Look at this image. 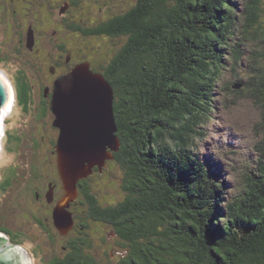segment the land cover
<instances>
[{
  "label": "trees",
  "instance_id": "trees-1",
  "mask_svg": "<svg viewBox=\"0 0 264 264\" xmlns=\"http://www.w3.org/2000/svg\"><path fill=\"white\" fill-rule=\"evenodd\" d=\"M69 1L81 18L66 28L71 70L87 63L113 90L114 171L77 184L84 232L106 236L74 245L78 254L64 260L58 248L36 247L39 231L28 237L30 256L40 264H264V0ZM16 136L11 153L21 146ZM16 172H1L0 194L18 214L0 235L23 246L32 198L56 177L36 187Z\"/></svg>",
  "mask_w": 264,
  "mask_h": 264
},
{
  "label": "flooded vegetation",
  "instance_id": "flooded-vegetation-1",
  "mask_svg": "<svg viewBox=\"0 0 264 264\" xmlns=\"http://www.w3.org/2000/svg\"><path fill=\"white\" fill-rule=\"evenodd\" d=\"M77 8L69 0H0V77L10 94L5 108H0V160L7 159L5 164L0 163V176L3 169L13 165L17 168L15 179H31L29 182L36 187L45 185V179L56 177L44 195L37 190L30 216L42 238L36 247L58 248L59 257L64 260L76 257L74 245L87 238L93 240L84 232L87 229L80 217L79 195L65 208L71 216L70 227L61 233L53 219L56 206H64V190L57 169L59 129L54 125L52 102L72 73L64 40L70 23L81 22ZM19 72L26 73L27 91L22 101L17 92ZM14 131L20 135L16 138L21 146L11 153L6 145ZM80 189L77 186L78 192Z\"/></svg>",
  "mask_w": 264,
  "mask_h": 264
},
{
  "label": "water",
  "instance_id": "water-1",
  "mask_svg": "<svg viewBox=\"0 0 264 264\" xmlns=\"http://www.w3.org/2000/svg\"><path fill=\"white\" fill-rule=\"evenodd\" d=\"M9 99L8 85L0 77V108L4 109ZM52 111L54 125L59 129L57 169L68 197L62 201L64 206H56L53 219L63 233V228L71 225V216L65 208L75 195L77 182L87 177L94 166L100 169L111 158V151L118 149L113 90L89 64H79L72 70L71 82L56 91ZM26 253L19 246H10L0 252V264H13L15 258L19 264H30Z\"/></svg>",
  "mask_w": 264,
  "mask_h": 264
},
{
  "label": "rangeland",
  "instance_id": "rangeland-1",
  "mask_svg": "<svg viewBox=\"0 0 264 264\" xmlns=\"http://www.w3.org/2000/svg\"><path fill=\"white\" fill-rule=\"evenodd\" d=\"M67 84H69L70 82H71V75L70 74H68L67 75ZM244 119L243 120H246L247 122H249V123H251L252 122V120H254V118H256V116L255 115H246V114H244ZM249 116V117H248ZM241 122H243V121H241ZM113 152L114 151H111V158L110 159H107L106 161H105V163H104V165L99 169L98 167H96V166H94L93 168H92V172L89 174V175H87V177H85V178H81L80 180H82V179H86V178H89L90 176L91 177H93V174H97L98 172H101L104 168H105V170H107V172L106 173H109V171L110 172H113L114 170H112V169H110V167H108L109 166V163L111 164L113 161H112V159H113ZM10 160V159H9ZM1 161H2V164H5L6 163V161H7V159H2V160H0V163H1ZM112 161V162H111ZM108 167V168H107ZM228 167H230V165L228 166ZM228 167H226V169H228ZM96 168L98 169V170H100V171H98V170H96ZM228 172V171H227ZM104 175H105V177L108 179V177H107V175L104 173ZM79 180V181H80ZM78 181V182H79ZM78 182H77V184H78ZM61 184H62V188H63V183H62V181H61ZM77 184H76V189H75V195L73 196V198H72V200H70L69 202H71V201H75L76 200V198L78 197V195H79V193H78V191H77ZM63 190H64V195H63V197H62V199L64 200V199H66V200H68V197H67V194H66V191H65V189L63 188ZM0 226H2V225H4V226H6V227H8L10 230H14L15 229V227H16V225H15V223L17 222L16 220H15V216L18 214V212H17V210H16V208L12 205V204H8L7 203V199H5V197L4 198H2V197H0ZM1 216H2V218H1ZM25 223H26V226L22 229V231L25 233L26 232V234H27V239H23L22 240V243H23V246H19V247H23V249L27 252L26 254H28V256H30V251H31V248H32V243H31V241L29 240V236H30V234H32V233H35V234H37L38 235V233H39V230L36 228V227H34L33 226V224H31V222L30 221H25ZM95 229H96V227H93V230H94V232H95ZM107 230V229H106ZM106 230H104L105 232H106ZM108 231V230H107ZM81 233H82V231H81ZM1 234V233H0ZM94 235H93V240H94V244H96V240L98 241V243H97V245L99 244L100 245V242H99V238H104L105 236H106V233H101V234H96V233H93ZM3 235V234H2ZM1 236V235H0ZM97 236H99V238L97 239ZM2 237V236H1ZM96 237V238H95ZM0 239H2V242H1V245H0V250H4V249H7V248H9L10 246H14L13 244H11L10 243V239H9V237L7 236V235H3V237L2 238H0ZM108 241H110L108 238H106ZM39 242V241H38ZM112 242V241H111ZM16 246H18V245H16ZM103 247L106 249V250H111V247H110V244L107 242V244H104L103 245ZM109 252V251H108ZM30 262H31V264H40L39 263V260H38V258H36V257H30Z\"/></svg>",
  "mask_w": 264,
  "mask_h": 264
},
{
  "label": "bare ground",
  "instance_id": "bare-ground-1",
  "mask_svg": "<svg viewBox=\"0 0 264 264\" xmlns=\"http://www.w3.org/2000/svg\"><path fill=\"white\" fill-rule=\"evenodd\" d=\"M14 259V258H13ZM16 259V258H15ZM15 259H14V261H13V264H19V262L17 263L16 261H15Z\"/></svg>",
  "mask_w": 264,
  "mask_h": 264
}]
</instances>
